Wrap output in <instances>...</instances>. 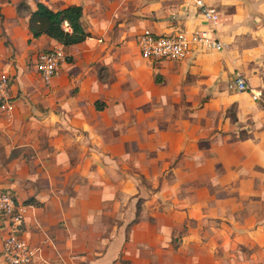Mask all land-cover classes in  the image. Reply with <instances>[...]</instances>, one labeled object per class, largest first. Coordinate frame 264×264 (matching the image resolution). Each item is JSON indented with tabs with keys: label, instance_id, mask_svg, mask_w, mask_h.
Returning a JSON list of instances; mask_svg holds the SVG:
<instances>
[{
	"label": "crops",
	"instance_id": "0c3cea01",
	"mask_svg": "<svg viewBox=\"0 0 264 264\" xmlns=\"http://www.w3.org/2000/svg\"><path fill=\"white\" fill-rule=\"evenodd\" d=\"M0 0V191L26 205L29 264H264V0ZM42 3L82 7L89 36L33 37ZM144 29L206 30L227 45L142 56ZM66 60L49 84L40 53ZM206 97V99H203ZM9 222L0 212V264Z\"/></svg>",
	"mask_w": 264,
	"mask_h": 264
},
{
	"label": "built area",
	"instance_id": "2783aa9c",
	"mask_svg": "<svg viewBox=\"0 0 264 264\" xmlns=\"http://www.w3.org/2000/svg\"><path fill=\"white\" fill-rule=\"evenodd\" d=\"M195 4L201 9L204 20L215 27L220 20V12L202 0H196ZM138 46L142 56L160 60L184 58L197 46L206 50H223L227 45L206 30L157 34L150 29H144L138 38ZM65 60L66 55L60 46L39 54L36 69L46 84H49L52 77L58 73L61 63ZM228 89L248 92L252 100H261V93L251 89L240 75L232 79ZM14 111L15 103L10 92V78L6 73L0 72V119L10 120ZM0 212L9 222V231L3 237L1 247L4 264H29L36 250L20 234L26 205L19 202L11 193L0 191Z\"/></svg>",
	"mask_w": 264,
	"mask_h": 264
},
{
	"label": "trees",
	"instance_id": "16d2710c",
	"mask_svg": "<svg viewBox=\"0 0 264 264\" xmlns=\"http://www.w3.org/2000/svg\"><path fill=\"white\" fill-rule=\"evenodd\" d=\"M82 7L70 5L54 11L42 3L29 17V30L33 37L47 35L62 45H73L85 40L89 33L81 24Z\"/></svg>",
	"mask_w": 264,
	"mask_h": 264
},
{
	"label": "rangeland",
	"instance_id": "374dc122",
	"mask_svg": "<svg viewBox=\"0 0 264 264\" xmlns=\"http://www.w3.org/2000/svg\"><path fill=\"white\" fill-rule=\"evenodd\" d=\"M203 99H206V97H204ZM260 104L264 105V96L261 94V100L259 101Z\"/></svg>",
	"mask_w": 264,
	"mask_h": 264
}]
</instances>
